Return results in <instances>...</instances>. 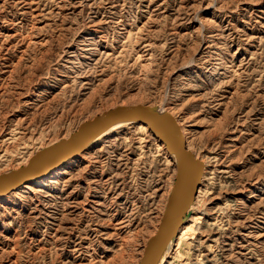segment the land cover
<instances>
[{"label": "rangeland", "instance_id": "374dc122", "mask_svg": "<svg viewBox=\"0 0 264 264\" xmlns=\"http://www.w3.org/2000/svg\"><path fill=\"white\" fill-rule=\"evenodd\" d=\"M137 104L203 163L159 264H264V0H0V176ZM177 168L140 123L92 140L0 197V264H137Z\"/></svg>", "mask_w": 264, "mask_h": 264}, {"label": "water", "instance_id": "95a60500", "mask_svg": "<svg viewBox=\"0 0 264 264\" xmlns=\"http://www.w3.org/2000/svg\"><path fill=\"white\" fill-rule=\"evenodd\" d=\"M118 121L143 124L179 160L172 193L155 233L148 239L137 264H153L195 198L203 175V163L187 148L176 122L169 124L144 105L117 106L83 122L58 144L33 155L25 166L0 176V195L36 180L62 165L89 144L101 131Z\"/></svg>", "mask_w": 264, "mask_h": 264}, {"label": "bare ground", "instance_id": "6f19581e", "mask_svg": "<svg viewBox=\"0 0 264 264\" xmlns=\"http://www.w3.org/2000/svg\"><path fill=\"white\" fill-rule=\"evenodd\" d=\"M155 114H157L159 117H161L163 120H165V121H167V123H169V124H172V123H174V121L171 119V118H169V117H167L166 116V112H165V110L164 109H162V108H159V109H154V111H153ZM128 124H131V122H129V121H118V122H115V123H113V124H111V125H109L108 127H106L103 131H101L94 139H97V138H100V137H102V136H104V135H106L107 133H110L111 131H115V130H117V129H119V128H121V127H124V126H126V125H128ZM145 126V125H144ZM146 127V126H145ZM93 139V140H94ZM50 147H52V146H50ZM48 148V147H47ZM46 148V149H47ZM85 148V147H84ZM84 148H82L81 150H79L78 152H76L71 158H69L68 160H70V159H73L74 157H76L77 155H79L82 151H84ZM187 148L190 150V148L187 146ZM38 152H40V151H38ZM37 153V152H36ZM174 156H176L177 157V155L176 154H173ZM68 160H66L64 163H66ZM63 163V164H64ZM179 163V160H178V157H177V164ZM62 164V165H63ZM61 166V165H60ZM60 166H58V167H60ZM58 167H55V168H53L51 171H49L47 174H45V175H43L42 177H40V178H37L36 180H38V179H41V178H43L44 176H46V175H48L49 173H51L54 169H56V168H58ZM55 177V176H54ZM34 181V180H33ZM32 183V181H29V182H26L25 184H31ZM25 184H23V185H25ZM27 186V185H26ZM18 187H20V186H17V187H15L14 189H12L11 191H9V192H7V193H5V194H1L0 195V197H2V196H4V195H6V194H8V193H10L11 192V194L13 193L12 191H14L16 188H18ZM191 209H192V206H191V203H190V205L188 206V209H187V212H186V214L189 212V211H191ZM186 214L184 215V217L181 219V221H180V224L178 225V227L176 228V230H174V232H173V234H172V236L170 237V239L168 240V242L166 243V245L164 246V248L161 250V252L158 254V256L156 257V259L154 260V262H153V264H159L160 263V260H163L164 259V257L166 256V252H164L178 237H179V235H180V231H182L183 229H184V225H183V222H184V220L185 219H187V217L188 216H186Z\"/></svg>", "mask_w": 264, "mask_h": 264}]
</instances>
